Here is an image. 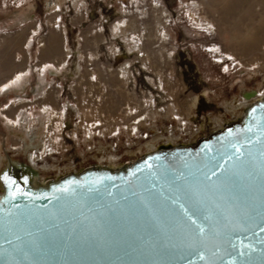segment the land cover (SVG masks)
Segmentation results:
<instances>
[{"label":"rangeland","instance_id":"obj_1","mask_svg":"<svg viewBox=\"0 0 264 264\" xmlns=\"http://www.w3.org/2000/svg\"><path fill=\"white\" fill-rule=\"evenodd\" d=\"M135 1L0 0V164L2 146L10 155L27 158L20 142L25 137L14 124L35 122L44 105L59 114L56 127L61 129L55 131L52 151L36 166L45 163L46 171L58 172L107 161L102 156L119 161L140 153L136 148L150 136L144 130L132 133L125 125L150 109L151 98L162 96L151 84L161 81L168 90L163 94L169 93L164 100L180 111L188 98H196L189 120L183 118L185 111L177 122L151 120L161 139L169 137L163 127L172 124L175 142L188 140L194 129L195 137L205 134L220 118L232 117L227 103L264 90V0ZM125 10L136 18L140 37L124 33L123 24V36L115 35L113 26L129 19ZM153 15L165 37L154 27L142 31ZM122 37L144 44L149 60L128 53ZM125 63L134 80L122 86L119 68ZM20 86L24 89L17 92ZM79 121L93 123L94 132L87 134ZM112 126L114 134L98 133Z\"/></svg>","mask_w":264,"mask_h":264},{"label":"water","instance_id":"obj_2","mask_svg":"<svg viewBox=\"0 0 264 264\" xmlns=\"http://www.w3.org/2000/svg\"><path fill=\"white\" fill-rule=\"evenodd\" d=\"M245 98L205 134L119 161L49 172L2 146L0 264H264V90Z\"/></svg>","mask_w":264,"mask_h":264},{"label":"bare ground","instance_id":"obj_3","mask_svg":"<svg viewBox=\"0 0 264 264\" xmlns=\"http://www.w3.org/2000/svg\"><path fill=\"white\" fill-rule=\"evenodd\" d=\"M135 2H136L135 0H132V4H135ZM222 6H224V5L222 4ZM135 8H136V10H139V7H135ZM155 8H156V6L154 7V9ZM154 9L152 8V11H154ZM125 11L130 13L128 15L129 19L126 22L120 21V22L116 23L115 26H113L114 29H115V35H119L120 34L121 36H123L122 33L119 32L120 25L123 24L124 28H126V29H124V31H125L124 33H126V34H128L130 36H134L133 38H135L138 35V32H139L140 28H138V26L136 24V21H135L136 18L133 17L132 11L131 10H125ZM231 12L232 11L229 10L230 14H231ZM206 13H207V11L205 12V14ZM205 23H208V21L205 20ZM151 27H154L155 29L159 30L161 36L165 37L167 35V33L165 32V30H164V28L162 26V23H161L160 19L154 17V15H153L151 23L147 24V26L144 27V29H142V31H144L146 29H151ZM203 27L206 30L209 31L210 27L208 25H204ZM137 37H140V36L138 35ZM122 38H123V41H125V43H127V51H128V53L137 52V53H140L142 55L143 59H146L147 61L149 60V54L146 53L147 50L144 47V44H143L142 47H140V46H138L136 44V42H137L136 39L134 40L132 38V39H130L131 41H129L127 39L128 37L127 38L126 37H122ZM151 63L154 66H158V63H157L156 59H153L151 61ZM78 68H80V67L78 66ZM78 68L76 69V71L78 70ZM144 68L146 70L153 71V69H151L150 66H147V67L144 66ZM78 71H77V73H78ZM119 73L121 75V85L122 86L124 84H126V83L133 82L134 79H133V75L131 74L130 64H127V63L123 64L121 66V68H119ZM160 82L161 81H159L158 86H155L154 84H151V82H150V84L153 86V88H155V90L160 91L162 96L159 95V93H158L157 94V99H154V98L150 97L151 98V100H150V104H151L150 109H148V111L145 112L144 114L142 113V114H138L137 116H134L133 120L129 123V125H125V128L127 130H129L130 132H132V133H136L137 134V133H140V130H144L145 133H146V136H150V140L149 141H145L141 146L136 148L137 152H141L142 149L145 146H147V145H149L151 143H154L157 140H160L161 137H163V135L159 134V130L160 129L158 130V128H157V124H156L157 121H159L160 119H165V120H167L169 122L173 121L174 119H175V122H177L178 120L179 121L183 120V119L180 118L181 115H182L180 112L183 113L184 111H185V114L183 113V118L185 117L186 120H189V117H190L189 112L195 106V101H196L195 99L196 98L195 97H191V98H188L187 101L185 102L186 106H185L184 109H182L181 111L177 110V107L174 105V103H169L166 100H164L165 97L168 96L169 93L167 92V94H165V95L163 94L165 91H168V90L166 88H164V86L162 87ZM38 87L39 88L43 87V83L41 81L38 83ZM23 89L24 88H22V86H20V88H17L16 91L17 92L18 91H23ZM45 93L48 94V92L46 90H45ZM235 99H233L232 101H230L227 104L225 103L226 106H224L225 109L227 111H229V115H231V116H234L238 111H240L241 108H243L248 103V99L242 98V95H241V99H238V100H235ZM41 110L42 111H41V113H38V116L36 117L35 122L29 123L28 121L24 122L22 120L23 121L22 125H19L17 123L14 124V126H16L17 128L22 130V132H23L22 136H24L26 138V140H25V138L23 139L21 137V139H20L21 146H22V148H26L25 155L27 156V158L29 159V161L33 165H36V163L39 160H41V161L44 160L45 161L44 154L47 151H52L51 145H52V143L54 142V140L57 137L56 134H55V131L59 132V130L61 129L60 127H56V121H57V118H58L59 114L55 115L54 114V109L51 106L44 105V108L41 109ZM132 110H135V109H130V111H132ZM78 118H79V116H78ZM82 118L83 117H80L81 120H82ZM151 120H155L156 122L151 121ZM217 120L212 118V121L214 122V124L217 123ZM184 122H185L184 124H187L185 120H184ZM92 124L86 123L85 121H83V122L79 121V125H80L79 127L84 129L87 132V134H92L94 132V129L91 128ZM182 124L183 123H181L179 134H181ZM88 126H90L91 129H89ZM40 127H44L42 132L39 131ZM116 129H117L116 126H114V127L112 126L110 128H103L102 130H98V133L112 135V134H114L116 132ZM163 129L167 132V134L169 136L168 137L169 139H171L172 141H176L178 139V137L174 135L175 128L173 127L172 124H171L170 128L163 127ZM196 134H197V131L194 129V133L189 136L188 140L193 139ZM168 138H166V139H168ZM100 158H101V160L114 161V159L111 158V156H109L108 159H105L104 156H102ZM40 167L42 169H44V170L45 169L48 170V168H49L48 166H46L45 163H43L42 166H40Z\"/></svg>","mask_w":264,"mask_h":264},{"label":"snow or ice","instance_id":"obj_4","mask_svg":"<svg viewBox=\"0 0 264 264\" xmlns=\"http://www.w3.org/2000/svg\"><path fill=\"white\" fill-rule=\"evenodd\" d=\"M236 151H237V153H239L240 152V149L237 148ZM236 159L239 160L240 157L237 156ZM219 167L221 168V173L219 175H217V173L215 171L212 172L213 175H217V181L220 184H222V185H226V184H229V183H234V175L227 174L226 170L223 169V165H219ZM204 179L205 180H210L211 177H209V176H207V174H205ZM6 183H8L9 188L11 189V186H12V184L14 182H9L6 179ZM60 191H63V192H66L67 193V192H69V188L68 187H65V188L60 189ZM18 195L27 196L28 194L22 192L19 188H17L15 192H12V191L9 192V196L12 199H15ZM185 215H187V210H185ZM257 215H259V218L261 220H264V207H262L259 210V212L257 213ZM249 219L250 220L251 219H255V216H253L252 213H249ZM188 221H189V224L197 230L196 233H195V237L203 238V236L205 234V228L201 224H199L196 219L192 218V216H188ZM261 231H264V227H261ZM241 255H243V253H241ZM199 258L201 260H204L205 259V257H204L203 254H199ZM189 264H191V262H189Z\"/></svg>","mask_w":264,"mask_h":264}]
</instances>
